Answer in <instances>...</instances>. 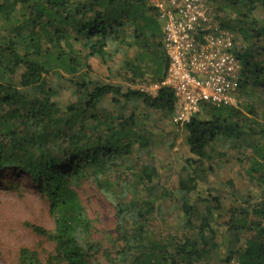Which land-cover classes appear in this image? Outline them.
<instances>
[{
    "label": "trees",
    "instance_id": "trees-1",
    "mask_svg": "<svg viewBox=\"0 0 264 264\" xmlns=\"http://www.w3.org/2000/svg\"><path fill=\"white\" fill-rule=\"evenodd\" d=\"M204 1L237 36L243 97L199 103L178 125L190 157L176 186L159 193L153 164L130 159L154 139L145 129L151 112L177 109L174 90L160 85L169 62L160 10L149 0H0V173L26 175L54 222L52 230L25 223L53 250L40 256L21 246L18 264H264V0ZM93 58L107 79L92 75ZM125 75L158 87L150 94L110 77ZM102 99L111 110H99ZM222 138L254 152L241 153L248 178L237 190L229 182L226 202L199 189L208 177L198 166ZM83 181L112 201L109 247L91 237L76 191ZM167 192L169 218L161 213Z\"/></svg>",
    "mask_w": 264,
    "mask_h": 264
},
{
    "label": "rangeland",
    "instance_id": "rangeland-1",
    "mask_svg": "<svg viewBox=\"0 0 264 264\" xmlns=\"http://www.w3.org/2000/svg\"><path fill=\"white\" fill-rule=\"evenodd\" d=\"M152 4H161L162 8L170 5V0H149ZM167 9V8H166ZM204 21L191 34L193 46L197 45L199 39H204L206 44L219 40L223 47L235 57V51L238 49L237 36L235 33L221 28L220 19L224 17L217 14L215 10L207 5L204 9ZM218 16H215V15ZM160 33L162 27H159ZM207 37L208 41L204 37ZM236 41V43H235ZM209 44V45H210ZM122 58L116 59L119 61ZM92 75L95 78L107 79L106 66L102 65L99 59L93 58L90 61ZM114 67V63H110ZM239 69L237 70V72ZM115 83L121 84L124 88L141 89L150 94H154L157 89L150 79L143 78L132 80L130 75L123 77L110 76ZM109 78V77H108ZM237 88L229 90V96L237 104L242 99L240 89V75L238 74ZM132 80V81H131ZM252 90V89H251ZM249 91L250 101H256L257 93ZM68 97V93L65 94ZM70 93L69 97L70 98ZM65 98V97H63ZM111 103L108 99H102L99 110H111ZM149 124L146 130L154 135L152 143L143 150L141 155L130 159L137 164L150 163L157 170L158 177L154 182H159V193L163 188H172L176 186L177 177L184 166L185 160L190 157L188 146L185 141V135L181 125V120L190 117L184 113L181 107H177L171 116L161 113L151 112ZM241 153L246 157H253L254 152L251 147L239 143H232L227 139H220L215 146L214 151L210 152V158L202 161L198 166V172L202 171L208 180H205L208 186L201 185L202 194L218 193L227 201L229 193V182L233 184L235 190L239 188L240 183L247 181L245 170L247 168V159L241 158ZM138 157V158H137ZM252 185L247 186L246 191H254ZM251 189V190H250ZM76 191L85 207L90 220L93 222L91 237L100 242L103 247L110 246V238H116L114 208L112 201L104 197L89 181H83ZM218 191V192H217ZM243 191V190H242ZM241 191V192H242ZM252 193V192H251ZM253 196V195H251ZM172 195L168 192L164 197L166 204L161 208V213L169 218L168 204ZM168 210V211H167ZM173 217V213L170 214ZM155 219V221H159ZM170 222L178 220L172 218ZM25 223L39 225L45 229L52 230L54 226L53 218L50 216L48 209V200L37 190L36 186L31 183L26 175L16 172L0 173V264H18L17 252L21 246H27L36 250L40 256L53 250V243L46 240L43 236L34 233ZM159 223V222H158ZM157 223V224H158ZM172 223V225H173ZM176 224V223H175Z\"/></svg>",
    "mask_w": 264,
    "mask_h": 264
},
{
    "label": "built area",
    "instance_id": "built-area-1",
    "mask_svg": "<svg viewBox=\"0 0 264 264\" xmlns=\"http://www.w3.org/2000/svg\"><path fill=\"white\" fill-rule=\"evenodd\" d=\"M155 6L161 12L163 45L169 58L166 75L160 85L174 90L177 107L191 116L202 102L236 105L229 96V90L237 88L240 63L219 40L206 44L201 38L196 46L191 42V34L200 21L205 20V1L170 0L167 9L159 3ZM204 38L208 41L206 36ZM188 119L189 116L181 122Z\"/></svg>",
    "mask_w": 264,
    "mask_h": 264
}]
</instances>
